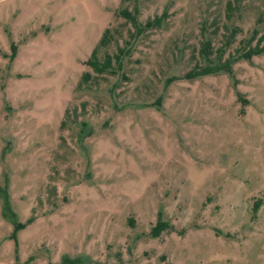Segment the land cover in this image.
Returning a JSON list of instances; mask_svg holds the SVG:
<instances>
[{
	"label": "rangeland",
	"instance_id": "1",
	"mask_svg": "<svg viewBox=\"0 0 264 264\" xmlns=\"http://www.w3.org/2000/svg\"><path fill=\"white\" fill-rule=\"evenodd\" d=\"M229 1L0 0V264H264V53L164 87ZM239 2L233 51L264 36V0ZM134 3L140 21L169 15L76 90ZM67 108L94 129L79 145Z\"/></svg>",
	"mask_w": 264,
	"mask_h": 264
},
{
	"label": "trees",
	"instance_id": "2",
	"mask_svg": "<svg viewBox=\"0 0 264 264\" xmlns=\"http://www.w3.org/2000/svg\"><path fill=\"white\" fill-rule=\"evenodd\" d=\"M124 3L131 0H122ZM237 3L229 1L226 3L225 20L222 25L219 24L220 19L216 17L211 23H208V18L201 20V34L204 36L200 42V46L197 48V52L191 54L190 62L193 64L182 75H170L165 78L164 87L168 86L179 79H197L203 75H210L225 71L230 74L233 71V65L235 62L243 60H251L252 56L264 53V36L257 37V31L253 30L250 38L241 42L239 47L235 50L231 48L234 39L241 32L240 26L231 27L228 26L227 21L232 19L234 11L239 7V0ZM118 13L124 19L125 25L130 23L131 27L128 29L127 38L120 43L119 37L121 36L122 27L111 24L104 30L98 43L95 45L93 52L86 60L88 70H83L81 73L76 90H82L83 87H90L92 83H97L99 77L106 75H116L124 68L125 58L132 52V49L138 42L140 36H143L145 32L153 28H161L168 17V11L165 9L162 14L149 17L145 21H140L139 9L136 3L133 8L123 7L118 9ZM220 28H225L223 32L222 41L218 46H215L212 41V37L219 36ZM211 34V38H208L206 31ZM255 41V42H254ZM254 42V43H253ZM115 47L111 51L112 47ZM110 48V49H109ZM182 47H177V52L181 54ZM195 50V49H194ZM193 50V51H194ZM15 54V52H14ZM197 54V55H196ZM226 55V57H225ZM123 78L127 79L126 75L120 74ZM160 99L154 102V106H158ZM81 110L83 114L85 112L86 102L81 103ZM61 129H70L75 131L77 143H83L86 139L94 135V129L86 120L79 119L76 108L66 109L65 117L60 123ZM23 228V225L18 224L16 230Z\"/></svg>",
	"mask_w": 264,
	"mask_h": 264
}]
</instances>
